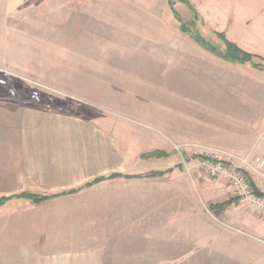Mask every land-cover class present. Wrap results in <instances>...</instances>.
Masks as SVG:
<instances>
[{
	"label": "crops",
	"instance_id": "1",
	"mask_svg": "<svg viewBox=\"0 0 264 264\" xmlns=\"http://www.w3.org/2000/svg\"><path fill=\"white\" fill-rule=\"evenodd\" d=\"M229 2L0 0V71L53 79L46 88L87 95L92 106L45 108L6 97H31V87L0 82V195L17 201L2 206L0 264H264L262 213L167 150L142 157L195 118L234 128L245 136L236 150L264 156V17L242 21L244 39ZM181 6L195 29L224 32L252 60L184 32L171 16ZM48 25L60 36L46 35ZM192 78L197 85L184 84ZM183 114L190 121L180 124ZM80 187L39 203L20 196Z\"/></svg>",
	"mask_w": 264,
	"mask_h": 264
},
{
	"label": "rangeland",
	"instance_id": "2",
	"mask_svg": "<svg viewBox=\"0 0 264 264\" xmlns=\"http://www.w3.org/2000/svg\"><path fill=\"white\" fill-rule=\"evenodd\" d=\"M36 1L38 0H31V5ZM173 1L175 2L177 0H169L171 4L169 5V7L174 4ZM57 2L58 0H54V3H57ZM227 3L228 2H226V4ZM229 3L232 5V7H234L235 12L238 13L239 15V20L237 22L238 25L236 26L235 31L240 32L245 39V37H247L246 34H248V30L243 28L242 21H244V19L247 18V16H250L253 18L264 17V0H254V5H252L251 0H233V3L231 2ZM177 9L179 13H177L175 8L171 9V16L175 20L179 19L180 23L182 22L185 23L186 21V24L188 26H191V24L192 25L194 24L193 22H191V24L188 23L189 21L188 19L190 17L189 14H191L190 12L189 13L184 12L182 10V6ZM195 13H196L195 19L198 21L197 25L203 26L204 24L202 23V19L198 18L196 11ZM58 14L59 12L53 13V15L55 16H57ZM193 26L195 28H198L195 25ZM58 29H59L58 26L48 25V28L46 30V35H50L52 33L54 34L56 32L58 34L60 31ZM199 31L203 35V37L209 42V44H211L210 47L222 49L225 46L224 39L220 36H217L213 31L210 30V28L205 27V28H202L201 30L199 29ZM119 32L123 33L122 30H120ZM57 36L59 37L60 33ZM31 37H33L32 34H31ZM46 37H49V36H46ZM114 37H118L117 33L114 35ZM120 37L122 40L123 39L122 36ZM36 62L37 60L33 62L32 64L33 67L38 65V63ZM179 63L184 64V63H187V61L182 56H180ZM171 64H172L171 60L167 61L164 63V67L166 66L165 68L168 67V69H170ZM190 80H186L184 84L187 86L197 85L195 83L197 79L192 78ZM1 81H3L5 84H10L12 86L13 85L14 86L27 85L31 87V97L39 101V102H35L36 104L42 107H45V108L49 106V107L72 111L76 113L77 112L87 113L92 110L91 101H89L86 98L87 95H84L81 93L80 94L63 93L59 91L58 89H52L49 87L46 88L47 86L45 85V82L47 83V85L52 84L53 79H47L46 77L36 76L34 73H31V79L26 78V81H24V79H20L15 76H12L8 71H5V72L0 71V82ZM165 81H167L166 78L164 79L163 85H164L165 92H167L165 88H169L170 84L169 83L167 84V82ZM181 84L183 85V83ZM148 85L155 86V82H151V84H148ZM54 86L56 87V85ZM149 93L153 94V91L151 90V92ZM168 93H171V92L168 91ZM38 95H40V99H42V101L39 100ZM14 96L16 95L14 94ZM165 96H166V93H165ZM16 97L18 99L30 98V97H23V96L22 97L16 96ZM181 98H183V96H181ZM31 102H34V101H31ZM164 105L166 106V103ZM187 118H188V115L183 114L180 116L178 121L180 122V124H184L190 121V120H187ZM195 119L192 121V124L195 122V124L193 125H190V126L181 125L179 128L176 127L174 131V135H171V134L167 135L166 133H164L163 142L159 141L158 143L152 144V146L154 148H163L164 152L167 150L170 152V154L172 153L174 156V159L173 161L172 160H169V161H172L174 164L179 165V167H181L183 170H188V169L192 170L194 168H197L203 174L202 176L198 175L199 177L203 178L204 176L206 178H210V180H212V183L222 182L227 189L228 187H230L232 191L228 192L225 190L226 191L225 198H229L233 196L236 199H239L236 188L233 187L230 181H228L227 179L221 176L210 175L207 167L203 165L204 160L201 159L202 157L203 158L209 157L213 161L225 162L229 164L231 167L237 168L238 170L248 171L250 179H252V181L256 183L257 188L261 190V192L264 193V174L256 173V172L253 173L252 169H250V166H253L256 164V158L259 155L255 156L254 151L252 150L245 152V151L235 149L237 146L241 147L244 144L245 136H243L241 132H237V130H235L234 128H232V130L227 132L226 129L224 131L223 127H219L215 125L204 126V124L201 123L203 122V120L201 119L195 120ZM197 122L201 124H198ZM145 148H148V147H145ZM156 150H160V149H156ZM13 202L14 201L7 202V204L5 203L6 205L4 204L5 205L4 207L11 208V207L17 206V203H16L17 201L14 204ZM1 213H3L2 206H0V214Z\"/></svg>",
	"mask_w": 264,
	"mask_h": 264
},
{
	"label": "trees",
	"instance_id": "3",
	"mask_svg": "<svg viewBox=\"0 0 264 264\" xmlns=\"http://www.w3.org/2000/svg\"><path fill=\"white\" fill-rule=\"evenodd\" d=\"M185 1V0H184ZM198 15V14H197ZM195 25L196 21L193 22ZM188 26L186 23L182 22L181 23V29L184 32H187L191 35L192 38H194L195 40H197L198 42L202 43L203 45L210 47L211 44H209V42L200 34V32L194 28V26ZM219 36L222 37L224 39V42L226 44V51L224 53L225 57L230 58L232 60H235L237 62H241V63H246L250 60H252V58L254 57L252 54L242 50L240 47H238L234 42L230 41L227 39L226 34L224 32L219 33ZM211 49H214V47H210ZM258 66V65H257ZM259 67V66H258ZM6 97L9 98H13V99H17L19 100L16 96H14V94H10ZM21 101H25V102H39L36 99L30 97V98H26V99H20ZM165 155V152L163 150H155V151H150V152H146L144 154H142L143 158H154V157H161ZM157 173H151L150 175L154 176ZM120 176L119 174H114L111 177H117ZM103 178H99L96 179L92 182L87 183L84 187H89L91 185H93L96 182H99L100 180H102ZM83 187H80L78 189H73L70 191H64V192H60V193H54V194H38V193H23V197H26L28 199H30L33 203H39V202H43L45 200H48L50 198L53 197H57V196H61V195H65V194H69V193H74L77 192L79 190H81ZM255 191L260 194V195H264L263 192H261L256 186H255ZM13 196H0V206H3L6 202H8L10 199H12ZM234 199H229L226 201H223L222 203H217L215 205H213V207H223L226 206L228 204H230Z\"/></svg>",
	"mask_w": 264,
	"mask_h": 264
},
{
	"label": "built area",
	"instance_id": "4",
	"mask_svg": "<svg viewBox=\"0 0 264 264\" xmlns=\"http://www.w3.org/2000/svg\"><path fill=\"white\" fill-rule=\"evenodd\" d=\"M201 159L204 160L203 165L207 167L210 175L221 176L230 181L237 190L238 198L264 215V195H260L255 191V186L257 187V185L250 179L248 171L238 170L225 162L213 161L209 157H202ZM250 169H252L253 173L264 174V156H258L256 164L250 166Z\"/></svg>",
	"mask_w": 264,
	"mask_h": 264
}]
</instances>
